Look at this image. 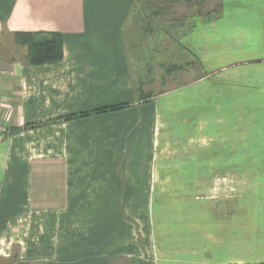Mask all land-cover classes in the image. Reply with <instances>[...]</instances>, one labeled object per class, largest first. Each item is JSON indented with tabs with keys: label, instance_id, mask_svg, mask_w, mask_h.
Listing matches in <instances>:
<instances>
[{
	"label": "crops",
	"instance_id": "crops-1",
	"mask_svg": "<svg viewBox=\"0 0 264 264\" xmlns=\"http://www.w3.org/2000/svg\"><path fill=\"white\" fill-rule=\"evenodd\" d=\"M219 3L221 16L215 22L234 24L226 30L234 39L262 40V52L261 44L253 43L252 52L246 53L253 58L238 64L235 75L247 82L251 93L258 90L261 99H240L232 92L234 103L227 116L214 107L205 119L213 127V121L236 113L234 119L250 126L249 120H262V108H256L260 110L252 118L250 105H262L264 0ZM120 5L121 0H0V125L7 128L0 133V258L26 264L264 262V258L251 260L250 250V245L261 250L263 242L251 244L252 232L235 227L229 218L226 225L220 224L212 202L202 207L203 199L196 197L169 213L152 205V195L145 206L134 195L136 206L124 223L121 195L135 194L134 177L152 167L150 124L154 125L161 98L55 121L67 114L133 102L115 19ZM43 30L61 33L62 57L28 64L26 48L15 43L13 33ZM191 114L194 130L180 128L178 134L187 157L182 167L194 166L195 176L203 179L204 165L213 167L218 139L227 141L232 129L227 123L224 132L215 125L204 133L202 99ZM143 120L150 130L141 129ZM262 188L264 195L263 183ZM107 212L114 222L105 221Z\"/></svg>",
	"mask_w": 264,
	"mask_h": 264
},
{
	"label": "rangeland",
	"instance_id": "rangeland-1",
	"mask_svg": "<svg viewBox=\"0 0 264 264\" xmlns=\"http://www.w3.org/2000/svg\"><path fill=\"white\" fill-rule=\"evenodd\" d=\"M118 11L115 19L122 35L123 67L131 80L134 98L133 102L100 108L118 105L123 108L132 103L141 106L156 97L161 98H158L159 112L154 125L150 124L154 131V143L149 151L152 167L140 174L138 169H133L139 174L133 183L136 193L121 195L124 223L130 209L136 206L134 195H139L144 206L148 195H152V205L169 213L185 208L186 203L193 202L196 197L199 201L203 199L201 202L206 205L202 204V207L212 202V207L218 209L220 224L226 225L228 218L233 220L235 227L252 232L251 244L261 246L264 243V215L260 216L264 202V86L260 89L262 105L249 104L252 118L262 108V120L253 118L247 122L250 126H243L244 121L234 119L235 113L220 118L217 123L213 121V127H219L220 132L227 129V123L232 131L225 138L227 141L222 137L218 139V148L212 153L213 167L204 165L203 179L195 176L194 166L182 167L187 157L180 147L178 134L180 128L194 130V118L190 117L200 99L204 133L213 128L205 117L210 116L214 107L218 114L226 115L234 103L232 92L240 95V99L243 96L254 101L261 99L256 96L260 93L258 90L251 93L252 88H247V82L235 75L239 71L238 64L248 63L253 58L246 54L252 52L253 43H260L262 52V40L234 39L233 33L226 32L227 27L234 24L215 22L222 11L219 0H202L200 4L121 0ZM218 31L219 35L216 34ZM234 79L241 82L234 84ZM258 107L260 109H256ZM146 123L145 120L140 123L141 129H149ZM141 154L140 148L137 155ZM103 218L106 222H114L109 212ZM236 230L234 235H239ZM250 250L251 260L264 258V247L257 251L250 245ZM17 262L15 258H0V264Z\"/></svg>",
	"mask_w": 264,
	"mask_h": 264
},
{
	"label": "trees",
	"instance_id": "trees-1",
	"mask_svg": "<svg viewBox=\"0 0 264 264\" xmlns=\"http://www.w3.org/2000/svg\"><path fill=\"white\" fill-rule=\"evenodd\" d=\"M160 3H174L184 2L187 4L196 3L200 4L202 0H159ZM15 43L26 48V61L28 64L37 65L42 63L54 62L62 57V35L59 32H32V31H16L13 33ZM122 105H118L112 108H97L90 111H84L75 114H67L62 117H58L57 120H70L74 118L84 117L88 115L97 114L99 112H105L109 110H115L121 108ZM28 126H35L28 125ZM16 264H26L23 262H17ZM241 264H264V262L257 263H241Z\"/></svg>",
	"mask_w": 264,
	"mask_h": 264
},
{
	"label": "built area",
	"instance_id": "built-area-1",
	"mask_svg": "<svg viewBox=\"0 0 264 264\" xmlns=\"http://www.w3.org/2000/svg\"><path fill=\"white\" fill-rule=\"evenodd\" d=\"M7 131V128L4 125H0V133H4Z\"/></svg>",
	"mask_w": 264,
	"mask_h": 264
}]
</instances>
